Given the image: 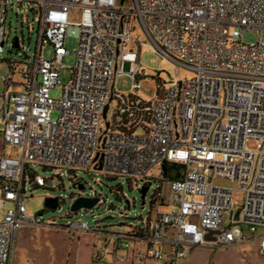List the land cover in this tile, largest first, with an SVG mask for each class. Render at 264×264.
<instances>
[{
	"label": "built area",
	"instance_id": "1",
	"mask_svg": "<svg viewBox=\"0 0 264 264\" xmlns=\"http://www.w3.org/2000/svg\"><path fill=\"white\" fill-rule=\"evenodd\" d=\"M14 6L32 10L39 30L33 62H10L3 78V143L18 155L0 161V264H13L22 225L42 224L28 215L29 190L55 189L35 166L67 170L75 181L94 168L126 178L139 191L151 189L153 170L170 178L169 201L161 192L158 200L169 211L127 234L83 221L63 227L72 235L112 236L96 251L97 264H177L198 247L230 249L254 239L264 254V0H0V55ZM134 23L158 56L195 77L162 89L150 102L117 95L118 75H131L135 93L146 77L140 66L145 43L134 37ZM253 30L258 41L243 43ZM69 38L78 41L77 64L62 84ZM46 47L53 50L51 59L42 55ZM13 49H20L19 39ZM14 86L19 93H10ZM57 88L60 99L51 95ZM115 100L122 122L106 123ZM139 113L149 115L141 134ZM125 117L132 120L128 126ZM217 180L238 185L245 194L240 208L236 189ZM116 194L125 198L122 189ZM88 198L106 202L97 193ZM7 204L13 208L5 210Z\"/></svg>",
	"mask_w": 264,
	"mask_h": 264
},
{
	"label": "rangeland",
	"instance_id": "2",
	"mask_svg": "<svg viewBox=\"0 0 264 264\" xmlns=\"http://www.w3.org/2000/svg\"><path fill=\"white\" fill-rule=\"evenodd\" d=\"M127 7L130 6L127 5ZM26 9V7H10L6 27L7 44L0 55V161L4 156L15 157L18 155V150L7 147L3 143L5 123L1 109L6 90L3 78L10 74V62H33L38 42V16L32 10ZM134 27L136 28L133 33L134 37H139L140 42L145 43L141 48L140 66L146 70V77L140 79L141 90L135 93L131 75L128 72L118 75L115 81L117 95L127 99H130L131 96H138L142 101L150 102L158 99L159 91L162 89L169 88L179 81L195 77V73L188 69L180 68L179 71H176L171 62L162 59L154 52L150 46L151 41L142 31L141 26L134 23ZM16 39L20 40L19 50L13 49ZM258 39L259 34L253 30L243 35L242 42L251 44L257 42ZM66 49L69 54L63 61L64 69L60 74L62 84L70 82L73 69L77 64L75 55L78 49L77 39L69 38L66 42ZM42 55L51 59L53 57L52 48H44ZM20 67L18 68L20 69ZM19 73L20 71H16L15 81H20ZM20 90V87L14 86L10 89V93H19ZM51 95L55 99H60L62 89L53 90ZM119 107L118 101L115 100L111 103L106 123L111 121L119 124L122 122L123 117L119 114ZM113 111H116L114 117L112 116ZM137 132L141 134L143 129L139 128ZM249 149L255 151L257 149L256 144L251 142ZM31 168L55 189L34 188L33 191L29 190L28 215L37 218L42 224L22 225L18 229L13 264H97L94 260L96 251L111 243L112 236L106 238L95 234L72 235L63 228L70 221L88 222L91 227L99 226L109 234H127L131 230V226L142 227L147 223L148 218L155 221L158 213L169 211L167 207L161 205L160 201L152 206V200L159 190L165 201L170 199L168 186L170 178L161 175L160 170L157 169L149 173L152 186L145 200H142L140 191L130 185L126 178H110L94 168L89 172L79 173L76 181L70 177L67 170H46L40 166ZM74 184L83 185L85 189L83 191L74 189ZM215 184L235 188L234 204L237 208L242 206L245 194L238 190L237 184L225 180H217ZM117 189H122L124 199L117 196ZM94 193L104 197L106 202L98 204L90 211L83 210L77 214L71 213L75 196L81 194L83 197H92ZM47 198L60 200L59 208L56 211L45 208ZM10 208H13V205L7 204L5 210ZM3 215L4 211H0V222ZM263 232L264 229L259 230V233ZM177 264H264V255L256 252L254 245L247 247L240 245L230 249L205 246L194 250L186 260L179 261Z\"/></svg>",
	"mask_w": 264,
	"mask_h": 264
},
{
	"label": "water",
	"instance_id": "3",
	"mask_svg": "<svg viewBox=\"0 0 264 264\" xmlns=\"http://www.w3.org/2000/svg\"><path fill=\"white\" fill-rule=\"evenodd\" d=\"M16 46L18 47V39L15 40ZM106 114V112H105ZM74 189H78L80 191H83L85 189V187L83 185H79V184H74L73 185ZM150 190V186H146L144 187L140 193L142 195V200H145L147 193ZM100 199L99 198H88V197H78L76 199H74V202L71 206V213L72 214H77L83 210L86 211H90L93 208H95L98 203H99ZM59 199H55V198H47L45 201V208L51 211H56L59 208ZM128 205H130L129 202H127ZM215 233L211 232L208 236L207 239H209V236L213 235Z\"/></svg>",
	"mask_w": 264,
	"mask_h": 264
},
{
	"label": "trees",
	"instance_id": "4",
	"mask_svg": "<svg viewBox=\"0 0 264 264\" xmlns=\"http://www.w3.org/2000/svg\"><path fill=\"white\" fill-rule=\"evenodd\" d=\"M141 113H139L137 116H138V118H140L141 119V121H143V124H141V128L142 129H146V125L148 124V118H149V115H146V116H144V117H141ZM139 119V120H140ZM132 120H128L126 117L124 118V121H123V124H124V126H128L129 125V123L131 122ZM130 127V126H129ZM134 127V128H133ZM132 127V131H135L136 129V127L135 126H133ZM124 129H125V127H123ZM159 193H160V190L158 191V193L155 195V197L153 198V200H152V206H154L155 205V203L160 199V195H159ZM118 196V195H117ZM119 197V196H118ZM120 198V197H119ZM121 199V198H120Z\"/></svg>",
	"mask_w": 264,
	"mask_h": 264
},
{
	"label": "crops",
	"instance_id": "5",
	"mask_svg": "<svg viewBox=\"0 0 264 264\" xmlns=\"http://www.w3.org/2000/svg\"><path fill=\"white\" fill-rule=\"evenodd\" d=\"M253 245L255 246V251H256V252L260 253L261 255H264V254L262 253V251H261L260 240H258V239H254V240H252V241H250V242H248V243H246V244H243L242 246L247 247V246H253ZM198 248H200V247H198ZM198 248H195V249L190 250V251L187 253L186 258L189 256L190 253H192L194 250H196V249H198ZM186 258H185L184 260H186ZM95 263H96V262H95ZM148 264H156V263H155V262H149Z\"/></svg>",
	"mask_w": 264,
	"mask_h": 264
}]
</instances>
